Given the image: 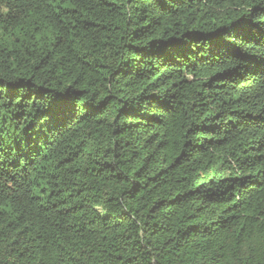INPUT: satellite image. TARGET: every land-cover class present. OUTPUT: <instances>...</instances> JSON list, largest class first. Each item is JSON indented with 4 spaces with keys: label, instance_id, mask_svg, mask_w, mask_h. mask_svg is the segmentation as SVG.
Here are the masks:
<instances>
[{
    "label": "trees",
    "instance_id": "trees-1",
    "mask_svg": "<svg viewBox=\"0 0 264 264\" xmlns=\"http://www.w3.org/2000/svg\"><path fill=\"white\" fill-rule=\"evenodd\" d=\"M0 264H264V0H0Z\"/></svg>",
    "mask_w": 264,
    "mask_h": 264
}]
</instances>
